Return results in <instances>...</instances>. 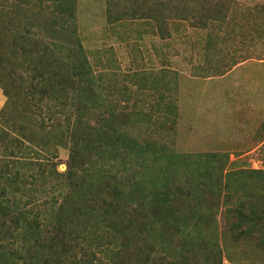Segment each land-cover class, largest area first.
I'll use <instances>...</instances> for the list:
<instances>
[{
	"label": "trees",
	"instance_id": "trees-1",
	"mask_svg": "<svg viewBox=\"0 0 264 264\" xmlns=\"http://www.w3.org/2000/svg\"><path fill=\"white\" fill-rule=\"evenodd\" d=\"M211 2L107 0V18L166 24L197 13L204 29ZM103 80L79 37L77 0H0V264H223L225 254L264 264V170H234L220 153L168 154L176 160L146 175L150 145L130 133ZM14 120L17 134L3 128ZM25 141L55 151L51 161L67 148L66 172L22 164L33 150ZM17 161L26 170L13 174Z\"/></svg>",
	"mask_w": 264,
	"mask_h": 264
},
{
	"label": "rangeland",
	"instance_id": "rangeland-1",
	"mask_svg": "<svg viewBox=\"0 0 264 264\" xmlns=\"http://www.w3.org/2000/svg\"><path fill=\"white\" fill-rule=\"evenodd\" d=\"M162 1L149 4L157 7ZM211 1L206 6L211 21L203 29L197 13L166 24L134 16L111 23L107 0H77L78 33L92 70L102 83L115 86L117 111L134 123L130 133L150 145L146 175L176 160L168 154L220 153L234 170H264V0H224L227 14L221 17L216 14L223 9ZM244 54L250 59L214 74L218 64ZM207 55L224 57L209 65ZM15 120L5 131L17 134ZM25 142L33 150H27L22 164L42 160L51 171L55 162L59 173L66 172L67 148L60 147L51 161L55 151ZM17 162L10 163L13 174L26 170ZM37 172L33 165L27 175ZM51 181L57 184L52 175ZM218 219L223 225L222 209ZM223 264L255 262L232 261L225 254Z\"/></svg>",
	"mask_w": 264,
	"mask_h": 264
},
{
	"label": "crops",
	"instance_id": "crops-1",
	"mask_svg": "<svg viewBox=\"0 0 264 264\" xmlns=\"http://www.w3.org/2000/svg\"><path fill=\"white\" fill-rule=\"evenodd\" d=\"M7 102V98L3 93V90L0 88V113L2 111V109L5 107Z\"/></svg>",
	"mask_w": 264,
	"mask_h": 264
}]
</instances>
